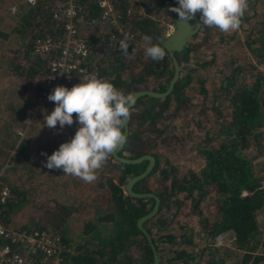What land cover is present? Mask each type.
Listing matches in <instances>:
<instances>
[{"label": "trees", "instance_id": "obj_1", "mask_svg": "<svg viewBox=\"0 0 264 264\" xmlns=\"http://www.w3.org/2000/svg\"><path fill=\"white\" fill-rule=\"evenodd\" d=\"M60 1L35 0L33 6L21 0L11 15L15 46L1 54L0 69L26 82L23 87L34 92L57 49L35 53L33 42L45 34L62 38V23L51 16ZM75 1L80 6L74 17L77 35L87 47L82 63L86 70L93 68L90 75L108 80L125 94L165 88L172 73L170 58L167 54L157 62L146 57L143 37L151 36L153 43L163 47L165 18L173 0H114L119 25L131 37L128 53L135 54L131 60L119 48L122 36L114 46L108 43L111 26L100 20L96 0ZM248 5L251 11L243 16L239 31L222 33L200 23L182 51H174L178 77L170 91L162 97L141 95L132 107L127 142L117 153L124 157L149 153L154 158L150 171L131 188L159 197L157 211L142 222L159 264H221L225 253L213 252L212 238L227 232L233 252L239 255L238 264H264V224L259 219V213H264V159H258L264 151V66L249 62L241 66L234 63L235 58L231 64L222 63L215 55V48L229 49L230 41L243 32L248 54L264 64V6L256 7L258 0H248ZM195 48L207 52L198 61L192 59ZM211 64L216 65L218 77L209 86L202 71ZM243 68L248 77L240 75ZM84 75L77 73L74 84ZM42 107L30 115L24 104L8 102L0 110V186L9 189L0 201V221L58 234L63 245L61 264H152L151 250L135 219L150 209L153 199L131 196L124 189L126 179L138 173L146 160L126 163L110 156L98 179L86 189L80 190L76 182L67 186L74 177L62 169H48L45 163L79 125L74 122L61 129L57 124L58 129L51 128L49 135L43 130L44 138L36 143L33 128L39 121L33 117ZM160 146L168 152L192 149L200 164L180 171L179 163L165 155L167 151H157ZM58 173H62L61 186L69 190L67 200L45 186L55 182ZM17 215L26 218L20 223L14 219ZM72 218L79 223L76 235ZM204 249L207 256L202 254ZM32 256V264H47L39 254Z\"/></svg>", "mask_w": 264, "mask_h": 264}, {"label": "clouds", "instance_id": "obj_2", "mask_svg": "<svg viewBox=\"0 0 264 264\" xmlns=\"http://www.w3.org/2000/svg\"><path fill=\"white\" fill-rule=\"evenodd\" d=\"M28 2L35 5V0ZM177 4L168 11L175 12L180 21L188 23L199 13L200 23L222 33L239 31L249 6L248 0H178ZM130 39L125 33L118 44L131 60L135 54L128 53ZM143 41L146 57L159 62L167 55L163 47L152 42L151 36L145 35ZM80 81L71 88L58 85L47 97L55 107L44 116L42 126L56 128L59 124L62 129L75 122L79 127L69 141L47 156L45 167L62 169L65 175L93 183L114 151L126 144L123 129L130 120L136 98L95 75H84Z\"/></svg>", "mask_w": 264, "mask_h": 264}, {"label": "built area", "instance_id": "obj_3", "mask_svg": "<svg viewBox=\"0 0 264 264\" xmlns=\"http://www.w3.org/2000/svg\"><path fill=\"white\" fill-rule=\"evenodd\" d=\"M28 2V0H25ZM176 6L178 0H173ZM100 8V20L111 26L108 43L114 46L119 36L126 32L119 25V12L115 10L114 0H96ZM13 9V7H11ZM75 0H62L51 9V16L62 23V38L55 39L45 34L37 36L33 42V52L45 53L56 48L54 56L47 62L48 70L41 78L38 89L27 104L25 111L34 114L40 107L49 103L48 95L58 85L72 87L77 73L90 75L82 59L86 55L87 47L84 40L77 35L74 17L80 9ZM130 35L129 33H127ZM9 194L6 185L0 186V201ZM222 234L217 233L212 238V244L222 243ZM0 264H32L33 254L40 255L47 264H61V250L63 245L59 235L51 231L35 227L7 226L0 221Z\"/></svg>", "mask_w": 264, "mask_h": 264}, {"label": "rangeland", "instance_id": "obj_4", "mask_svg": "<svg viewBox=\"0 0 264 264\" xmlns=\"http://www.w3.org/2000/svg\"><path fill=\"white\" fill-rule=\"evenodd\" d=\"M19 1H21V0H2L3 3L0 2V13H2V15H4L6 17V21L8 23L7 24L8 29L11 28V23L13 20L11 15L15 11V6H16L17 2H19ZM251 3H252V1L250 2V4ZM258 4L259 5H257L256 7H258V8L260 7V9L263 8L264 0H258ZM173 6H175V5H173ZM11 7H13V9ZM250 11L251 10H249L248 12L250 13ZM176 15L177 14L175 12H171V11H169L166 14L165 25L167 27V33L170 32V30L173 27V23L171 22L170 18H174ZM8 34L5 38H3V39H5V44H4L5 50L15 46V40L13 37L14 32H12L10 29ZM243 34H244L243 32H239L230 41L229 49L225 50V48H221V49L215 48V55L217 57V60H220L222 63L229 62V64H231V59L235 58L234 63H239V64H241V66H244L246 64L248 66L247 62H249V63H253V65L255 67H260V68L262 67L263 68V66H264L263 63L257 62L253 55L248 54L247 49H246L244 42H243V37H244ZM0 49H1V47H0ZM212 50L214 51V48H212ZM206 53L207 52L204 49L195 48L192 51V55H193L192 59L194 61H198L203 56H205ZM0 56H2L1 53H0ZM3 65H4V62L0 60V66H3ZM213 66H216V65L211 64L207 67L206 70L204 69V71H202L203 73H207L206 74V76H207L206 80L209 83V86L211 85L213 78L216 79L218 77L217 72L215 71V67H213ZM246 70H247V68H243L240 71L241 72L240 75L243 77H248ZM38 82L39 81H37L36 84ZM23 85H27V83L23 82L20 79H17L14 75H11L10 73L6 72V70L0 69V110H2V109L4 110L5 104L8 102H11L14 105H20V106H22L24 104V108H26L27 103L33 98V96L35 94V92H34L35 90L25 88V87H23ZM209 86H207L208 89H209ZM54 107H55L54 103H47L33 117L35 119L37 118V120L39 121V126L37 127L34 125V128H33L34 133H33V131H32V133L36 136H35L34 140L32 139V141H34V142L37 141L36 143H38V141H40L44 138L42 136V135H44V131H46V134H48V135H49L50 131H52L51 128H48L46 125H44V126H42V125L44 123V116H46L47 114H50L51 111L54 109ZM26 121H27V119H26ZM187 137L190 138L191 135H189ZM196 142L197 141H195V140L193 141V146L196 145ZM34 145H35V143L33 144V146ZM163 149L165 151H167V149L163 148L162 146H160L157 149V151L162 152ZM180 150H181V148L179 150H175V151H173V150H171L170 152L167 151V152H165V155L168 156L173 162L179 163L180 171L184 170V168H187V167L198 166V163L201 159L197 155V153H195L194 150H192V149H188V150L186 149L187 151H180ZM258 159H260V160L264 159V151L259 154ZM60 170L61 169H59V171ZM1 171H2V168L0 170V173H1ZM60 172L63 173V171H60ZM3 173H7V172H5V170H3ZM62 173H58L56 175V177H55L56 181L55 182L54 181L49 182L45 186L49 187L48 188L49 191H51L53 193V195H55L59 199L67 200V199H69L70 194H69V190L66 187L61 186L60 181L62 180V176H61ZM7 175H8V173H7ZM10 178H12V175ZM74 179L75 180H71V179L69 181L67 180V186L69 185L70 187H73L75 182H76L78 187L80 188V190H82V189H86L88 184H90V183H85L84 181L79 180L77 178H74ZM40 190L44 193V186L41 187ZM47 190H46V193L47 194L50 193ZM43 193L41 195H43ZM208 203H209V200H207V204ZM25 218H26L25 215H17L14 217V219L20 223H22L25 220ZM259 219L264 224V213L263 214L259 213ZM71 227H72L71 229H72L73 235H76L78 233L79 223L77 222V220L75 221V218L71 219ZM222 236L223 237H222V243L221 244H217V245L213 244L214 245L213 250H214V248L215 249L218 248L217 249L218 251H214V253H218V252L225 253L224 257L222 258L221 264H238L239 255L237 256V254H235L233 252V250H235V249H234V246H233L231 239L228 237L229 234L227 235V233H224V234H222ZM262 248H264V247H262ZM237 251L240 253V250H237ZM202 254L204 256H207L208 255L207 249H204V251H202Z\"/></svg>", "mask_w": 264, "mask_h": 264}, {"label": "water", "instance_id": "obj_5", "mask_svg": "<svg viewBox=\"0 0 264 264\" xmlns=\"http://www.w3.org/2000/svg\"><path fill=\"white\" fill-rule=\"evenodd\" d=\"M199 20H200L199 13L193 20H191L188 23H184L180 21L177 15L173 18L172 29L162 39V46L166 50L170 58L171 66H172V73L167 81V85L165 86L163 90H160V91L153 90V89H147V88L133 90L131 93L135 96V98H138L141 95L162 97L170 91L173 83L178 77V63L174 55V51H182L183 46L186 43L187 39L191 37L199 28V25H200ZM123 132L125 135L127 134V124L125 125ZM118 149L119 148H117V150L114 151V153L111 155L113 158H115L118 161L126 162V163L127 162L134 163V162H139L143 159L146 160L144 167L138 173L133 174L126 179V181L124 182V189L131 196H134V197L148 196L153 199L150 209L146 211L145 213L139 215L135 219V225L140 230V232L144 235L146 242L151 250L152 264H159L157 252L151 240V237L149 233L147 232V230L142 226V222L145 219L151 217L157 211L159 197L151 191L136 192V191H133L131 188L132 184L135 181L144 177L150 171V169L152 168L154 164V158L149 153H142L135 157H124L117 153Z\"/></svg>", "mask_w": 264, "mask_h": 264}, {"label": "crops", "instance_id": "obj_6", "mask_svg": "<svg viewBox=\"0 0 264 264\" xmlns=\"http://www.w3.org/2000/svg\"><path fill=\"white\" fill-rule=\"evenodd\" d=\"M7 21H6V17L4 15H2V13H0V53L2 54L3 52H5L4 49V44H5V38L8 34V32L10 31V29L7 28ZM5 34V35H4ZM9 35V34H8ZM2 50V51H1ZM229 234V232H227V235ZM230 238V236H228ZM217 248V247H216ZM217 249L214 248L213 252L216 251Z\"/></svg>", "mask_w": 264, "mask_h": 264}]
</instances>
